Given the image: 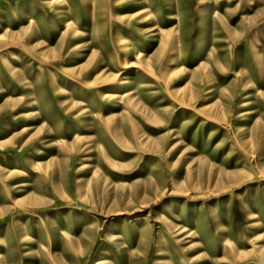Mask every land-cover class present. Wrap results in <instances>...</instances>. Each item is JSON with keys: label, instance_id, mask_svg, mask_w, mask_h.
<instances>
[{"label": "rangeland", "instance_id": "1", "mask_svg": "<svg viewBox=\"0 0 264 264\" xmlns=\"http://www.w3.org/2000/svg\"><path fill=\"white\" fill-rule=\"evenodd\" d=\"M98 263L264 264V0H0V264Z\"/></svg>", "mask_w": 264, "mask_h": 264}, {"label": "bare ground", "instance_id": "2", "mask_svg": "<svg viewBox=\"0 0 264 264\" xmlns=\"http://www.w3.org/2000/svg\"><path fill=\"white\" fill-rule=\"evenodd\" d=\"M140 1H141V0H140ZM140 3H141V4H140ZM141 5H142V2H137V3H134V4L132 5V7H135V8H136V7H139V6L141 7ZM124 7H125V6H124ZM124 7H123V8H124ZM151 18H152V17H151ZM171 32H172V31H171ZM178 34H179V33H178ZM67 35H68V34H67ZM166 35H167V34H166ZM181 38H182L181 36H179V35L177 36V40L181 41ZM168 41H169V40H168ZM171 41H172V40H171ZM167 67H168V65L166 66V69H168ZM150 74H153V73L151 72ZM145 75H146V74H145ZM143 77H145V76H143ZM145 78H147V77H145ZM147 80H148V79H147ZM132 95H133V94H132ZM130 96H131V95H130ZM116 97H117V96H116ZM116 97H115V98H116ZM119 99H120V97H119ZM98 264H99V263H98Z\"/></svg>", "mask_w": 264, "mask_h": 264}]
</instances>
